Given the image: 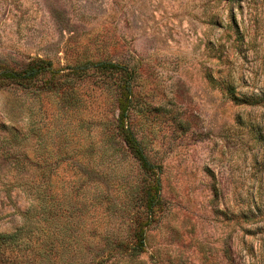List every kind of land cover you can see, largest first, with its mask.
Returning a JSON list of instances; mask_svg holds the SVG:
<instances>
[{"label": "rangeland", "instance_id": "374dc122", "mask_svg": "<svg viewBox=\"0 0 264 264\" xmlns=\"http://www.w3.org/2000/svg\"><path fill=\"white\" fill-rule=\"evenodd\" d=\"M34 57L0 84V264H264V0H0V67Z\"/></svg>", "mask_w": 264, "mask_h": 264}, {"label": "trees", "instance_id": "16d2710c", "mask_svg": "<svg viewBox=\"0 0 264 264\" xmlns=\"http://www.w3.org/2000/svg\"><path fill=\"white\" fill-rule=\"evenodd\" d=\"M102 70H115L119 71L122 74L123 87L127 92V99L129 101L131 89L130 80L132 76L127 69L126 64L116 63L114 61H99L96 64ZM46 71L54 73V70L51 68L50 61L42 57H34L25 61L19 66H10L0 67V84H17L20 86H29ZM120 115L121 120L120 133L125 141V144L129 149L134 153V155L139 159L141 167L147 173V188L142 193L141 201L145 206L146 214L143 222L138 223V226L135 228L134 237L135 242L133 244V249L141 250L145 245V226L155 220L158 216L160 208L164 204L163 197L161 195L160 189V177L157 172V165L151 160L148 154L144 151L143 147L139 143L138 139L131 132L129 125L127 124L125 118L127 117L128 106L125 102V97L122 95L120 99ZM18 243L17 234L12 236H1L0 235V249L3 250V247H15ZM21 245V243H20Z\"/></svg>", "mask_w": 264, "mask_h": 264}]
</instances>
